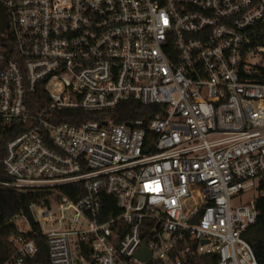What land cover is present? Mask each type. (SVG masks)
I'll return each mask as SVG.
<instances>
[{
	"label": "built area",
	"instance_id": "2783aa9c",
	"mask_svg": "<svg viewBox=\"0 0 264 264\" xmlns=\"http://www.w3.org/2000/svg\"><path fill=\"white\" fill-rule=\"evenodd\" d=\"M0 3V187L49 192L30 210L51 264H259L264 0ZM131 99L148 124L59 121ZM25 222L2 264L36 255Z\"/></svg>",
	"mask_w": 264,
	"mask_h": 264
},
{
	"label": "trees",
	"instance_id": "16d2710c",
	"mask_svg": "<svg viewBox=\"0 0 264 264\" xmlns=\"http://www.w3.org/2000/svg\"><path fill=\"white\" fill-rule=\"evenodd\" d=\"M32 99L40 98L38 93L31 96ZM39 101H34L32 108H38ZM157 106L143 105L136 100H128L120 103L115 109L102 112L83 111H59L63 117L60 122H70L79 124L82 121L100 118L112 119L116 123L142 119L148 124L157 114ZM10 130V129H9ZM11 138V133L4 134L0 139V156L4 154L6 142ZM72 197L74 193L68 192ZM49 192L46 190H16L0 187V264L9 260L16 253L14 238L21 234L18 224L20 219L28 220L31 231L25 236L33 240L37 252L33 258L27 260L26 264H51L49 258L48 243L45 236L41 234L39 225L33 220L30 206L32 203L48 201ZM259 215L257 222L250 226L244 233V238L252 246L259 264H264V198L258 202ZM110 213H106V219ZM148 264H161L159 262H149ZM186 264H218L215 255H204L188 260Z\"/></svg>",
	"mask_w": 264,
	"mask_h": 264
},
{
	"label": "water",
	"instance_id": "95a60500",
	"mask_svg": "<svg viewBox=\"0 0 264 264\" xmlns=\"http://www.w3.org/2000/svg\"><path fill=\"white\" fill-rule=\"evenodd\" d=\"M0 21H1V26L3 28L6 24V21H5L4 9L1 3H0ZM149 256H150V252L147 251L146 246L144 245L143 249L139 252L138 257L142 260H147Z\"/></svg>",
	"mask_w": 264,
	"mask_h": 264
},
{
	"label": "rangeland",
	"instance_id": "374dc122",
	"mask_svg": "<svg viewBox=\"0 0 264 264\" xmlns=\"http://www.w3.org/2000/svg\"><path fill=\"white\" fill-rule=\"evenodd\" d=\"M18 224L20 225V228H21V229H28V225H27V223L25 222L24 219H20V220L18 221Z\"/></svg>",
	"mask_w": 264,
	"mask_h": 264
}]
</instances>
